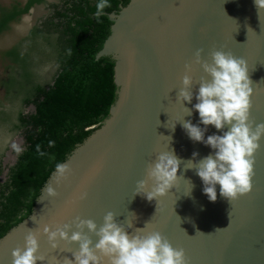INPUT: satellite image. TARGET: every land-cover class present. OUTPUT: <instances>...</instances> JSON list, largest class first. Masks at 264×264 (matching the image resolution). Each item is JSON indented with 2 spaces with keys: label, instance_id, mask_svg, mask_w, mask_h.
I'll return each instance as SVG.
<instances>
[{
  "label": "water",
  "instance_id": "1",
  "mask_svg": "<svg viewBox=\"0 0 264 264\" xmlns=\"http://www.w3.org/2000/svg\"><path fill=\"white\" fill-rule=\"evenodd\" d=\"M107 17L110 34L95 59L114 63L115 101L108 117L64 162L71 174L59 187L52 185L57 196L44 195L52 173L29 217L0 240V264H12L11 253L23 248L28 230L37 233V255L45 258L37 264H63L78 245L58 240L53 250L43 227L69 224L76 231L78 218L99 229L109 212L129 235L159 232L173 249L184 251L187 264H264V137L254 154L250 193L228 203L217 186L210 202L195 169L186 170L184 162L193 152L199 160L211 150L190 141L179 122L198 124V114L186 116L184 109L196 103L199 81L208 79L194 63L196 52L210 63L213 51H224L246 61L253 89L249 119L253 126L264 124V12L258 15L253 0H130ZM185 65L192 69L193 101L183 106L177 93ZM212 134L221 133L209 126L205 137ZM169 151L181 161L175 187L157 201L134 195L147 167ZM83 234L97 242L94 233Z\"/></svg>",
  "mask_w": 264,
  "mask_h": 264
},
{
  "label": "clouds",
  "instance_id": "2",
  "mask_svg": "<svg viewBox=\"0 0 264 264\" xmlns=\"http://www.w3.org/2000/svg\"><path fill=\"white\" fill-rule=\"evenodd\" d=\"M253 4L258 15L264 12V0H253ZM110 6L108 0H98L94 13L98 23L99 17ZM68 54L71 55V50ZM200 57L201 53L197 51L194 63L200 66L208 79L199 81L196 103L192 108L184 107L186 116L190 117L193 112L198 114V124L194 125L191 120L184 119L179 122L190 141L202 143L211 152L199 160L196 159L198 153L193 152L192 158L184 162V167L186 170L195 169V174L203 185V194L210 202H215L218 186L220 196L230 203L251 191L254 154L259 150V142L264 137V124L257 123L253 126L249 119L253 89L246 61L234 58L224 51H213L210 63L202 62ZM191 70L189 65H185V75L177 93V99L183 106L193 101ZM209 126L221 134L205 137ZM174 127L175 124L171 128ZM225 128L227 131H224ZM48 146L53 147L54 142L49 141ZM12 147L17 154L22 151L15 144ZM36 151L40 156L46 155L39 145L36 146ZM180 163L170 151L157 155L146 169V180L137 183L134 195H142L148 201L165 197L176 185ZM70 174L71 170L66 163H56L50 182L44 188V195L50 199L55 198L57 192L52 185L59 187ZM149 182L151 189L145 191ZM187 182L191 185L190 181ZM73 224L76 231H72V225L69 224L54 225V230L48 226L42 229V234L47 237L53 250L57 249L58 240L78 245V251L72 253V259L65 258L63 264H104L105 260L107 264H187L184 251L173 249L159 232L146 236L129 235L114 221L111 212L104 216L99 229L92 220L77 218ZM85 229L97 237L94 245L83 234ZM142 231L143 229H137V232ZM38 250L37 233L28 230L23 248L18 247L11 253L12 264L44 262L45 258L37 255Z\"/></svg>",
  "mask_w": 264,
  "mask_h": 264
},
{
  "label": "trees",
  "instance_id": "3",
  "mask_svg": "<svg viewBox=\"0 0 264 264\" xmlns=\"http://www.w3.org/2000/svg\"><path fill=\"white\" fill-rule=\"evenodd\" d=\"M43 1L29 0L22 10L1 13L0 33L32 5ZM129 1L108 0L111 6L99 17V23L94 17L98 0L67 2L64 13H54L52 19L57 23H51L50 29L58 37V72L52 86H35L30 92L33 98L24 99L23 104L32 105L34 111L17 115L25 149L9 168L6 180L0 182V240L29 217L55 164L64 163L108 117L116 98L114 63L110 58L96 60L95 56L110 34L112 23L107 15L117 13ZM11 54L16 53L13 50ZM49 141L54 142L53 147L48 146ZM37 145L45 156L38 155Z\"/></svg>",
  "mask_w": 264,
  "mask_h": 264
},
{
  "label": "rangeland",
  "instance_id": "4",
  "mask_svg": "<svg viewBox=\"0 0 264 264\" xmlns=\"http://www.w3.org/2000/svg\"><path fill=\"white\" fill-rule=\"evenodd\" d=\"M14 1L18 0H0V14L10 12L8 8ZM39 10L31 11L33 14L9 23L7 29L0 33V164L3 168H7L11 163L10 159L17 155L13 144L23 150V133L17 128V115H27L33 111L28 106L24 109L21 105L23 100L33 96V92L30 93L33 87H49L58 71L57 59L43 56L44 47L52 48L56 45L50 37L44 40L42 46L38 43L36 47H32L28 42L31 33L29 30L47 12L42 9L38 14ZM28 19L32 24L27 23ZM17 42L20 44L16 45ZM13 50L16 53L14 56L11 54ZM56 56L58 57V53ZM21 78L23 82L20 81ZM10 150L11 155L8 157Z\"/></svg>",
  "mask_w": 264,
  "mask_h": 264
},
{
  "label": "flooded vegetation",
  "instance_id": "5",
  "mask_svg": "<svg viewBox=\"0 0 264 264\" xmlns=\"http://www.w3.org/2000/svg\"><path fill=\"white\" fill-rule=\"evenodd\" d=\"M72 1H74V0H44L42 3H40V4H34V5H32V7L29 9V11L26 13V14H24V15H22V16H20V17H18L17 19H19V18H21V17H24V16H26V15H28V14H33V12H31V11H34V10H37L38 8L40 9L37 13L39 14V12L43 9H45L47 12H46V14H45V16L44 17H40L37 21H36V23L31 27V29L29 30V32H31L30 33V40L28 41L29 42V44H31V46L33 47H36L37 45L36 44H38V43H40L41 44V46L44 44V40L45 39H47V37H50L52 40H53V42L57 45V41H58V37H57V35L56 34H54L53 32H52V30L50 29V27H51V23H53V24H56L57 23V20L56 19H52V17H53V15H54V13L55 12H61V13H64L65 12V10H66V8L68 7V5L66 4L67 2L68 3H71ZM29 2V0H18V1H14L11 5H10V7L8 8L9 10L8 11H12V10H16V11H19V10H22L26 5H27V3ZM41 7H43V8H41ZM5 10V9H4ZM36 14V13H35ZM37 14V15H38ZM41 14V13H40ZM37 17V16H36ZM16 19V20H17ZM15 21V20H14ZM27 21V23L28 22H30L31 23V20L29 21V19L28 20H26ZM26 23V22H25ZM33 23H34V21H33ZM32 24V23H31ZM30 26V25H29ZM28 39H29V37H28ZM20 44V42H17L16 43V45L17 44ZM28 44V45H29ZM56 45L55 46H52V48H49V47H42L43 49H44V51H45V55H43L44 57H55L56 59L58 58L56 55H57V52H55V48H56ZM58 64V63H57ZM59 67V66H58ZM58 72V71H57ZM57 74V73H56ZM55 77V76H54ZM54 77H53V79H52V81H51V83L49 84L50 86L53 84V80H54ZM23 78H24V76H23ZM25 79H26V77H25ZM20 81H22L23 82V79L21 78V80ZM32 86V85H31ZM39 86V85H38ZM41 87V86H40ZM34 88V87H33ZM43 88V87H42ZM45 89H47L48 88V86L47 87H44ZM34 94V93H33ZM30 99H32V98H30ZM23 102H24V100H23ZM21 105H23V107H25L24 109H26V106L22 103ZM29 108L30 107H33L32 105H29L28 106ZM34 111V110H33ZM32 111V112H33ZM23 115V114H22ZM23 142H24V144H23V150L21 151V152H23L24 151V149H25V141H24V137H23ZM21 152H20V154H21ZM20 154H17V155H15L16 156V161H17V158H18V156L20 155ZM11 160V163H10V165L7 167V168H3V165L1 166L2 167V172H4V170H6L7 169V171L9 172V168H11L12 166H14L15 165V163L14 164H12L13 163V160L12 159H10ZM8 172H7V174H6V176H5V178H4V180H0V182H4L5 180H6V178H7V175H8ZM2 175V174H1Z\"/></svg>",
  "mask_w": 264,
  "mask_h": 264
}]
</instances>
